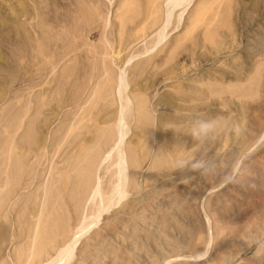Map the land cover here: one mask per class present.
I'll return each mask as SVG.
<instances>
[{"label":"rangeland","instance_id":"obj_1","mask_svg":"<svg viewBox=\"0 0 264 264\" xmlns=\"http://www.w3.org/2000/svg\"><path fill=\"white\" fill-rule=\"evenodd\" d=\"M169 1L0 0V264L111 189L121 72L124 198L61 264H264V0Z\"/></svg>","mask_w":264,"mask_h":264},{"label":"bare ground","instance_id":"obj_2","mask_svg":"<svg viewBox=\"0 0 264 264\" xmlns=\"http://www.w3.org/2000/svg\"><path fill=\"white\" fill-rule=\"evenodd\" d=\"M189 1L190 0H185L186 6H187ZM169 3H170L168 6L169 8H166V10H167L166 18H165L166 24H164V27L168 26L167 24H169V18L171 15V11L174 9L175 6H177L178 4L181 3V0H171V1H169ZM181 14L178 15V18L180 17ZM156 34L158 35V36L156 35V38L157 37L158 38H157V40H155V45L158 42H161V39L163 38L162 32L160 30H158V32ZM227 69H229V68H227ZM123 76H124L123 72H121L119 75L118 81H117V88H116L118 98L120 100V105H119V110H118V113L116 116L117 118H116V123H115L117 140L115 142H113L114 144H112L113 145V147H112L113 151L112 152L114 153L113 156H115L114 159L116 158V160H113L115 162L114 163L115 166H113V167H115V171L112 173L113 177L111 178V180L112 179L114 180V182L112 180L113 185L109 186V187H111V189H108V191L106 189L107 192H104V190H101V191H103L101 193H96L95 191H91V193L87 197L88 204H87V208H86V213H85V215L82 213L83 217H82V219H80L81 221L78 223V226L76 227V232L75 233L73 232L74 234H72L73 238L71 237V238H69L68 241L62 242L61 247L55 251V256L53 257L52 261L51 262H45L44 264H61V263H64L65 261H69L73 246L75 244V241L81 235H83L85 232H87L88 229L92 225H94L96 222L98 223L97 220H98L99 216H101L100 214L102 212L107 211L108 209H110V207L118 204L120 199L124 198V193H125V191H124V187H125L124 186L125 164H124V158H123L124 152L122 149V141H123V138L129 129V127L127 126V123H126V118L129 114L128 113L129 112V105H128L129 99L126 95H123V93L125 92L124 91L125 87H126V83H125L126 81H125V78ZM246 104H248V103H246ZM110 161H112V160H110ZM109 164H110V162H109ZM105 165H107V164H105ZM109 168H111V167H109ZM110 183H111V181H110ZM101 186H102V184H101ZM89 236H94V234L93 233L89 234ZM118 260H120V259H118Z\"/></svg>","mask_w":264,"mask_h":264}]
</instances>
